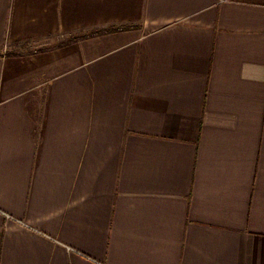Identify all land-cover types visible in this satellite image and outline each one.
<instances>
[{"label":"crops","instance_id":"1","mask_svg":"<svg viewBox=\"0 0 264 264\" xmlns=\"http://www.w3.org/2000/svg\"><path fill=\"white\" fill-rule=\"evenodd\" d=\"M0 264H264V0H0Z\"/></svg>","mask_w":264,"mask_h":264},{"label":"rangeland","instance_id":"2","mask_svg":"<svg viewBox=\"0 0 264 264\" xmlns=\"http://www.w3.org/2000/svg\"><path fill=\"white\" fill-rule=\"evenodd\" d=\"M106 28H107V29H106ZM113 28H117V27H104V28L101 27V28H100V31L103 32V29L108 30V29H113Z\"/></svg>","mask_w":264,"mask_h":264}]
</instances>
